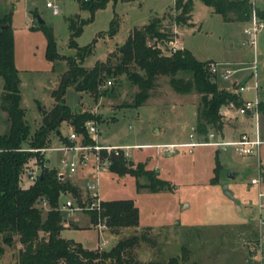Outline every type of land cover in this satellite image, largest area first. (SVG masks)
<instances>
[{"label":"rangeland","instance_id":"374dc122","mask_svg":"<svg viewBox=\"0 0 264 264\" xmlns=\"http://www.w3.org/2000/svg\"><path fill=\"white\" fill-rule=\"evenodd\" d=\"M47 1L56 3L59 12L53 14L52 8L45 5ZM173 2L109 0L104 8L94 12L92 19L83 25L81 33L75 37L79 46L88 45L96 39L91 52L79 63L90 68L97 61H105L109 52L121 46L134 27L148 23L158 15L175 43V38L179 39L178 26L186 24H178L174 20L177 10L173 8ZM193 3L195 25L182 29L180 38L183 46L202 61L214 59L213 62H223L220 71L212 74L219 84L229 87L230 77L249 66L234 62L252 61L255 57L257 80L261 85L259 90L264 91V26L256 33L253 50L246 42L247 35L243 33L246 23L225 21L201 0H193ZM254 3L257 6L259 1L254 0ZM6 14H10L13 31L15 64L20 77V106L25 110V120L33 132L41 124L42 110L52 108L55 102L52 92L57 89L68 66L63 57L52 61L45 56L46 35L42 25L36 22V16L40 15L43 25L51 28L59 55L73 57L77 48L69 45L71 29L68 18L79 14L87 19L90 12L81 9L77 0H0V18ZM113 20L116 25L111 31ZM172 43L166 42L162 49L165 51ZM225 67L236 72L224 78L222 73ZM241 74L247 72L242 71L238 75ZM109 79L110 83L107 80L104 85L107 87L104 94L94 95L67 86L66 105L73 112H92L95 118L91 120L97 127L98 143L104 146L119 145L116 151L121 150L126 159L132 161L129 166L135 167L141 163V168L152 169L169 185L153 192L147 187L138 188L137 183L147 182L143 174L135 177L129 172L120 175L111 169L101 170L98 178L101 199L131 198L139 209L138 226H127L118 234L110 232L107 226L98 228L96 225L104 220L101 215L93 222L87 210L61 207L70 196L66 193L59 202L64 219L81 226L64 227L60 235L79 240L89 248L99 246L108 249L122 237L146 232L153 243L144 241L135 248L140 261L151 259L161 263L179 255L178 264H249L251 246L247 238L257 218L258 202V185L251 184L250 178L258 173L259 157L238 154L231 145L222 148L206 143L166 150L157 143L230 140L237 134L233 132L238 127L249 134H255L257 130L264 140V101L259 103L257 116L247 118L239 117L243 115L237 114L236 107L229 105L228 113L232 114V118L226 115L223 118V125L225 120L229 121L224 130L228 136L222 131L212 130L214 137L208 136L205 141L202 137H190L196 122L195 110L199 98L194 90L177 93L169 84V77L160 75L147 100L137 107L133 105V99L138 87L124 74L117 79ZM2 85L0 76V104ZM242 93L245 99H253L252 90ZM6 117V112L0 106V132L7 128ZM68 125L66 121L60 125L64 136L70 131ZM228 125L234 126V130L229 129ZM157 127L159 129L156 131ZM50 138L49 147L60 144L59 137L50 135ZM43 154L48 167H59L60 153L46 149ZM216 158L220 167L214 182ZM260 159L264 173V145ZM35 165V160H32L28 168ZM23 183L25 186L30 183L25 174ZM224 185H227L232 198L225 193ZM77 186L83 200L84 187ZM39 206L43 207V213L48 208L42 202ZM181 246L188 248V252L184 253ZM16 248L17 245L5 246L0 255V264H17Z\"/></svg>","mask_w":264,"mask_h":264},{"label":"trees","instance_id":"16d2710c","mask_svg":"<svg viewBox=\"0 0 264 264\" xmlns=\"http://www.w3.org/2000/svg\"><path fill=\"white\" fill-rule=\"evenodd\" d=\"M77 1L80 8L89 11L90 15L87 19L81 18L79 14L68 18L71 29L69 45L77 48L75 56L59 55L51 28L39 23L47 40L45 56L52 61L63 57L68 66L57 89L52 92L55 97L52 108L42 110L41 124L33 132L25 120V110L20 106V77L15 64L10 14L0 18V76L3 79L0 106L7 114V128L0 132V255L5 246L17 245V264H178L179 255L161 263L155 260L140 261L135 248L144 241L153 243L146 232L122 237L108 249H88L81 242L61 236L66 219L60 209V198L69 193L81 203V192L70 179L59 177L54 167L45 164L44 154L30 151L27 147L47 146L51 140L50 135L67 141L60 130L64 121L77 132L85 134V123L95 116L89 110L71 111L65 103L67 86L94 95L104 94L107 93V87H104L106 81L110 77L117 79L124 74L138 87L133 99V105L138 107L156 87L157 77L167 76L169 84L177 93L185 94L194 90L199 95L195 110V133L205 141L210 130L222 131V105L231 104L237 108L243 100L240 94L219 87L208 68L210 60H199L189 48L167 47L164 51L162 46L166 42L170 43L173 36L163 27L159 17L134 27L124 43L109 52L105 61H97L90 68L84 67L79 61L91 52L96 39L88 45L79 46L75 37L81 33L83 25L92 19L94 12L104 8L109 0ZM192 2L174 0L173 8L177 10L174 20L178 24L188 23ZM201 2L210 6L225 21L248 22L253 11L264 19V10L255 6L252 0ZM115 25L113 20L111 31H114ZM32 160L38 163L40 173L36 180L25 186L24 174ZM111 160L109 169L120 175L126 172L135 177L145 175L147 182L137 183L138 188L147 187L156 192L169 185L166 179L155 175L152 169L141 168V163L135 167L129 166V160L121 150L112 153ZM215 166L214 182L220 167L217 158ZM41 202L48 205L44 213L43 207L39 206ZM88 212L92 221H97V211ZM99 213L107 219L106 225L110 232L117 234L127 226H138L140 220L139 209L131 198L101 200ZM249 230L247 239L252 244L256 240L257 231L252 225ZM181 248L184 253L188 252L185 246Z\"/></svg>","mask_w":264,"mask_h":264},{"label":"built area","instance_id":"2783aa9c","mask_svg":"<svg viewBox=\"0 0 264 264\" xmlns=\"http://www.w3.org/2000/svg\"><path fill=\"white\" fill-rule=\"evenodd\" d=\"M254 1V0H252ZM46 7L52 8V13H58L59 8L56 3L53 4L50 1L46 2ZM264 19H261L253 11L251 15V20L246 22L243 27V33L247 35L248 39L246 42L250 45L253 50L256 45L257 31L263 27ZM172 47V46H171ZM170 47V48H171ZM174 48V47H173ZM220 66H223V62H213L208 63V68L211 73L220 71ZM250 69V80L248 82L239 83L237 87L233 90L236 94H241L244 91L257 90L259 88V83L257 82V67L255 57L249 66ZM236 70L231 68H224L223 77L228 78ZM110 83V80H108ZM243 103L236 108L237 114L257 116L258 106L260 99L257 95H254L253 99L242 98ZM70 131L65 137L67 141L60 140V144L55 147H49L48 145L43 148H33L27 147L30 151H38L43 154L46 149H52L55 152L60 153L59 157V167L56 168L58 171V176L61 178L71 179L80 171H86L89 174L85 178L83 187L85 190V197L81 200V203L76 201L73 196H69L63 204L62 208H67L69 210L84 209L87 211H97V216L100 215L99 211L101 208V197L99 195V185L98 178L101 170L109 169L111 164V154L112 151L116 152V149L120 148L114 145H101L97 141V127L95 122L90 120L84 125L85 134L77 132L70 125ZM195 127L192 126V132H190V137H194ZM216 144L222 148L226 145H231L236 149L238 154L243 156H260L262 152V146L264 145V140L261 138L259 132L255 131V134H249L247 132H242L238 138L234 140H223L218 142H201L198 140H191L187 143H174V144H160L164 149L173 150L175 147L185 146L190 147L197 144ZM159 146V145H158ZM26 149V150H27ZM39 165L33 168H28L25 173V177L30 182L37 179L39 175ZM250 183L253 185H258V202H257V218L254 221V227L257 231L256 240L254 243L250 244L249 253L250 258L248 259L249 264H264V175L258 170L256 176L250 178ZM45 205V202H42ZM60 207V209H61ZM106 218L103 222H99L96 226L98 228H103L106 225ZM104 242H102L103 244ZM99 247V246H98ZM100 248V247H99Z\"/></svg>","mask_w":264,"mask_h":264},{"label":"crops","instance_id":"0c3cea01","mask_svg":"<svg viewBox=\"0 0 264 264\" xmlns=\"http://www.w3.org/2000/svg\"><path fill=\"white\" fill-rule=\"evenodd\" d=\"M259 1V4L257 5V7L259 8V9H261V10H264V0H258ZM254 2V1H253ZM174 3V2H173ZM193 3V2H192ZM194 4V3H193ZM254 5H255V3H254ZM256 6V5H255ZM193 8H194V6L192 7V10L190 11V17L188 18L189 20H188V23H186V25H183L182 27H179L178 26V36H179V39H178V37H176L175 38V43H174V40L172 39V41H171V45L169 46V47H178V48H185L184 46H183V43H182V41H181V38H180V33H181V31H182V29L183 28H186V26H188V27H190V26H194L195 25V22H194V19L192 18V16H193ZM154 17H160V15H158V16H154ZM154 17H153V19H154ZM150 22V21H149ZM148 22V23H149ZM241 24H245V23H242V22H240ZM144 24H147V23H144ZM144 24H142V25H144ZM139 26H141V25H139ZM264 26V25H263ZM179 41V42H178ZM173 45H175V46H173ZM196 56V55H195ZM200 60V59H199ZM207 60H210V61H213L214 59H207ZM215 61V60H214ZM253 61V60H252ZM252 61H239V60H237L236 62H234V63H237V62H241V63H244L245 65H251V63H252ZM216 62H218V61H216ZM221 62V61H220ZM249 66H245L241 71H238L237 73H235L233 76H231L230 77V81H231V85H230V87L229 86H227V85H224V84H219L218 83V80H215L216 81V83L219 85V87L221 88V87H224V88H226V89H228V90H231V91H233L234 89H235V87H236V85H237V83H239V82H241V81H244V80H246L245 82H248L249 80H250V69H249ZM242 71H244V72H247V74H241V75H238L239 73H242ZM257 82H258V80H257ZM260 83H259V88H260ZM232 88V89H231ZM259 88L255 91H253V93H254V95H257L258 96V99H260V102H263L264 101V91L263 90H259ZM260 91V92H259ZM262 93V94H261ZM240 96H241V98H244V96H243V93H241L240 94ZM254 97V96H253ZM229 105H231V104H229ZM229 105L228 106H224V107H222V110H223V113H222V117L224 118V116L226 115V116H228V117H231L232 118V114H229L228 112H229V110H228V107H229ZM233 106V105H232ZM234 107V106H233ZM242 115V114H241ZM239 117H245V118H247V116L248 117H250L251 115H243V116H240V115H238ZM227 117V118H228ZM225 119V118H224ZM240 119V118H239ZM250 120V119H249ZM227 124H229V121L227 120H225L224 121V125H223V127H222V133H224V135L225 136H228L226 133H225V131L224 130H226L225 129V127H227ZM226 125V126H225ZM68 126H70V125H68ZM194 127H195V125H193ZM228 127H229V129H231L232 131L234 130V126L232 127L231 125H228ZM240 127H238V128H236L235 130L236 131H234L233 133H237L234 137H232L230 140H234V139H236V138H238L239 137V135L242 133V132H246L244 129H242V130H240L239 129ZM159 128L157 127L155 130L157 131ZM239 129V130H238ZM213 130V129H212ZM212 130H210L209 131V134H208V136H212V137H214V133H213V131ZM239 131V132H238ZM195 135V137L197 136V134L196 133H194ZM224 136V137H225ZM157 144H173V143H157ZM156 144V145H157ZM109 145H114V146H119V145H117V144H109ZM262 153V152H261ZM259 157V162H258V170L262 173V171H261V168L263 167V164H261V159H260V157H261V154H260V156H258ZM46 162V161H45ZM89 173L88 172H86V171H80L78 174H76V176H74L73 178H71L70 180L72 181V183H74L75 185H77V184H79L80 186H82L83 187V183H84V181H85V178L87 177V175H88ZM263 175H264V173H262ZM45 205H46V203H45ZM44 205V206H45ZM71 222H73V221H68L67 219H66V221L64 222V227H69V226H74V227H78V226H81V225H76L75 224V222H73V223H71ZM72 239V238H71ZM74 240V239H73ZM76 241V240H75ZM77 242H81V241H77ZM82 243V242H81ZM83 245V244H82ZM84 246V245H83ZM85 248H88V249H95V248H89V247H87V246H84ZM17 250H18V246H17V248H16V253H17ZM146 260H151V259H144V260H141V261H146Z\"/></svg>","mask_w":264,"mask_h":264},{"label":"water","instance_id":"95a60500","mask_svg":"<svg viewBox=\"0 0 264 264\" xmlns=\"http://www.w3.org/2000/svg\"><path fill=\"white\" fill-rule=\"evenodd\" d=\"M36 22L39 24V23H43L44 21H43V19L41 18L40 15H37V16H36ZM222 107H224V105H222ZM112 152H113V153H116V152H114V151H112ZM131 164H132V161L130 160V161H129V165H131ZM230 175L233 176L232 173H230ZM224 188H225V193H226L230 198H232V194L227 190V185H224Z\"/></svg>","mask_w":264,"mask_h":264}]
</instances>
